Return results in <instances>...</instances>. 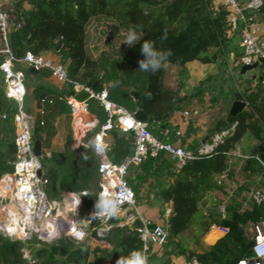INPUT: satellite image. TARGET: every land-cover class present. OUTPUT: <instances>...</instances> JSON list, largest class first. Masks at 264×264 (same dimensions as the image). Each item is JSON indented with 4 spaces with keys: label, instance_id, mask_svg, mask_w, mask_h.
<instances>
[{
    "label": "trees",
    "instance_id": "obj_1",
    "mask_svg": "<svg viewBox=\"0 0 264 264\" xmlns=\"http://www.w3.org/2000/svg\"><path fill=\"white\" fill-rule=\"evenodd\" d=\"M170 1L20 0L15 10L23 28L10 34V47L18 59H22L29 51L39 56L60 49L63 60L69 61L68 74L72 81L96 92L107 88L113 102L127 110V105L133 107L131 113H135L140 105L149 117L163 119L173 115L184 102L181 90L188 78L187 64L199 61L206 65L218 63L221 67H227L230 51L238 50V47H233L234 38L229 35V13L222 7L216 9L214 0H175L168 4ZM25 3L31 6L30 10L24 8ZM98 17L112 19L118 23L119 28L140 35V39L125 50L121 59H114L109 53L102 54L97 60L89 55L87 29L94 18ZM234 37L238 38V33ZM146 40L154 42L156 51L163 53L171 50L172 53L167 57V62L161 60V64L166 65L154 73L150 71L151 65L149 71L139 69V62L146 60L141 52V46ZM2 60L0 56V63ZM169 68L179 70L181 84L175 89L165 85ZM238 69L241 70V67L236 63L234 70ZM32 77L42 81L47 75L40 71ZM246 83L247 87L239 91L245 97L248 108L237 115L235 121L238 126L234 135L218 148L214 156L187 163L173 176L175 182L169 188H162L163 199L172 204L167 244L172 246L175 255H185L191 261L196 259L199 264H239L251 260L257 235L255 226L264 223V205L251 202L252 191L264 183L263 168L254 158L257 155L256 147L264 143V83L260 82L256 90L252 88L251 79ZM3 87L4 79L0 73V180L13 172L12 164L17 156V104L6 98ZM27 89L28 95L32 94L29 85ZM207 90L204 81L194 95L204 97ZM132 91L139 94L137 101ZM33 93L37 100L57 95L43 83L36 86ZM94 104L100 112L93 110L91 114L96 117L99 115L101 123H104V110L97 102ZM154 124H149L151 132ZM156 124L157 127H166L167 122ZM119 133L113 132L118 141V150L129 153L134 146V135L129 134L126 140L119 139ZM164 138V142H167ZM34 139L42 143L44 140L36 128ZM248 139L252 140L254 146L252 153L243 157L246 154L241 153L246 152L245 142ZM118 150L115 153L112 151L109 156L113 159L119 157ZM83 151L85 153L74 164L76 181L66 192L95 190L94 195L84 197L92 214L100 190L98 161L93 157L91 149ZM70 153L75 156V152L70 150L65 153L55 152L50 158L45 157L43 169L48 166L49 169L65 168ZM163 154L160 153L156 158L150 157L138 166L135 180L142 184L152 176L161 177L164 168L169 166ZM226 174L231 182L239 180L238 176L242 180L230 189L233 184L228 181L219 184V179ZM93 179L96 180L92 184ZM133 190L137 195L138 190ZM209 191H216L223 197L203 209L204 197ZM222 200L227 203L225 218L221 213ZM97 224L93 222L92 227ZM214 227L223 228L226 233L216 229L209 239L213 242L221 238L214 245L204 244V238ZM185 236L198 249H193L191 245L185 246ZM104 240L112 249L97 246L92 250L89 241L76 246L68 245L62 239L51 249L39 251L45 256L42 264H117L118 259L129 257L133 251H142L139 234L129 227L112 230ZM22 251V241L0 235V264H27Z\"/></svg>",
    "mask_w": 264,
    "mask_h": 264
},
{
    "label": "built area",
    "instance_id": "obj_2",
    "mask_svg": "<svg viewBox=\"0 0 264 264\" xmlns=\"http://www.w3.org/2000/svg\"><path fill=\"white\" fill-rule=\"evenodd\" d=\"M12 2L13 0H0V41L3 44L0 48V56L3 57L0 63V73L4 79L6 98L17 104L15 115L17 156L12 164L13 172L0 180V208L8 206L12 213L8 221L0 222L1 236L15 241L21 240L22 237H27V240L35 238L37 241L47 243L44 239L56 236H42L44 226L50 221L52 226L61 233L75 230L71 236L65 237H72L78 242L87 240L88 235L104 240L112 230L119 227V225H114L113 220L120 217L123 208L128 207L132 212L128 217L125 214L129 223L132 224L137 220V215L134 213L137 196L128 181L131 167H138L150 157L156 158L160 153H164L177 162V168L180 171L191 161L214 156L218 148L236 132L238 123L235 121L232 126L214 133L210 138L211 142L201 144L196 150H190L180 142L178 144L169 141L162 142L150 132L148 123L136 120L135 113L113 102L107 88L96 92L90 87L72 81L64 64H55L45 55L36 56L29 51L22 59H18L10 47L9 38L12 32L23 28V23L19 20L14 23L5 10V6ZM219 7L229 13V35L238 33L240 36L239 45L243 49V55L239 58L238 65L242 68L245 65H253L264 58V24L258 19L264 7V0H220ZM57 53L60 54V49ZM23 63L29 64L39 72L49 70L55 80L71 85L76 94L86 92L90 96L86 102H81L74 96L61 98L66 100L71 111L74 150L78 152L91 149L93 157L98 161L100 190L96 199V209L87 223L82 221L80 216L77 218V214L80 213L83 198L88 195V192L72 193L78 199V203L75 204L77 207L76 210L70 209L67 213L68 218L64 220L59 214L64 204L61 205L56 200L48 198L45 193V188L50 182L45 172L44 178L39 177V171H44L42 162L46 156L44 153L41 157L35 154L34 130L36 125L34 118L26 109L27 76L24 70L18 69ZM91 100L97 102L104 110L106 121L100 123L95 119V124L85 123L83 126H76L75 117L79 113L91 114L89 111ZM47 101L48 99L41 100L42 103ZM185 115L190 116L188 112ZM75 127L85 131L84 137L79 141V146L75 145ZM114 131L134 135V154L121 164H116L109 156L110 147L107 139ZM164 135L167 134L164 133ZM176 135L180 137L182 133L177 132ZM88 140H90V146H88ZM254 158L259 161L264 173V159H261L259 154ZM69 194L71 193L65 195L64 202ZM251 202L264 205V185L252 191ZM226 206L221 208L223 218L226 217ZM93 222H97V226L92 227ZM218 229L223 234L226 233L225 229ZM135 230L143 244L142 252L148 258L153 246L163 247L168 242L169 214L166 215L163 224L156 226L154 232H150L146 227ZM255 230L257 235L253 247L254 257L239 264H264V223L256 225ZM193 264H199V262L194 259Z\"/></svg>",
    "mask_w": 264,
    "mask_h": 264
},
{
    "label": "crops",
    "instance_id": "obj_3",
    "mask_svg": "<svg viewBox=\"0 0 264 264\" xmlns=\"http://www.w3.org/2000/svg\"><path fill=\"white\" fill-rule=\"evenodd\" d=\"M19 1L20 0H13V2L10 5L5 6V10L8 12L10 19L14 23H16L17 20H19L15 10V5ZM219 3L220 0H214V5L216 9L219 8ZM24 8L26 10H30L31 6L28 3H25ZM258 19L264 24V12L259 14ZM97 28L98 25H96L95 31L93 32L94 36L93 39H91V41L93 42L94 39L98 40L99 37H102V35L100 34ZM100 29L101 28H99V30ZM109 35L110 34L104 32L102 37L103 41L110 39L111 37H109ZM235 35H232L231 37L234 38L233 47L234 48L238 47V50L236 52L233 49L230 51L228 58V66L223 69L224 72L226 71V74L227 71H229L231 75H233V71L236 72L234 68L239 58L242 56V52L240 50V45H239L240 36L236 38L234 37ZM2 47L3 44L0 41V48ZM90 48H94V46H91ZM87 49L89 53L88 29H87ZM101 52L102 50H99V55L98 56L95 55L93 58L96 60L99 59L100 56L104 53ZM109 54L112 53L109 52ZM44 55L55 64H64L67 69L69 68V61L68 60L64 61L62 55L57 53V50L48 52ZM237 55L239 57H236ZM262 67L264 66H261L260 69L244 76L241 75V73H239L238 75L240 77L242 76L243 78H245L246 81H244L245 79L243 78L242 79L238 78V80H236V88L238 91H234V93L235 94L238 92L240 93L239 90H241L242 88L245 89L247 87L246 82L248 79H251L253 81L252 83L253 90L257 89L258 84L260 82L264 83V70H262L263 69ZM18 69L24 70L22 67H18ZM186 69L188 72L187 75L188 78L186 79L185 87L181 90V95L184 98V102L173 115L168 116V118L165 121H163V122H167V124H165L166 127L159 126L158 130L155 128V132L157 131L158 134H161L163 138L166 137V139L168 141H171L172 143L178 144L180 142L183 146L187 147L188 149L196 150L197 148H199L201 144L207 142L208 138H211V136L215 133V130L217 128H221L223 124H226L229 112L235 102V94L233 99L230 101L229 107L225 106V104L227 103L226 98L222 97L220 99L218 94L214 97L213 94L214 92L210 93L209 92L210 90L206 91L204 97L201 98L196 97L194 95L195 91L200 87L201 83H203L206 80V77L208 75L211 76L219 75L218 72L220 69V64L216 63V64L206 65L199 61H194L192 63L187 64ZM178 71L179 70H177L176 68L168 69V72L166 73L165 76V85L168 88L175 89L181 84L180 75ZM41 72L47 75V77H45V79L42 81L36 80V78L32 77L33 74L29 73L32 79L31 80L32 83L29 85L32 94L27 95L26 109L27 112L30 113L34 118L35 125L38 121L39 124L44 123L43 125H40L41 127L45 128V132L42 133V137L44 139L42 143L43 153L45 154V156L51 157V155L55 152L65 153L70 150H72L73 152H77L73 148V133H72L73 125H72L71 111L66 103V100H64L65 97H72L73 96L72 93L75 91L73 90V88L71 89L69 85L55 80L50 75L49 70H43ZM170 72L172 74L178 73L179 76L177 75L175 77L172 76V81H168V79L170 78ZM227 77L229 78V76H226V78ZM254 77L256 78L254 79ZM217 79L218 78H215L214 80L217 81ZM175 82L178 85L174 84ZM40 83H43L47 89H50L57 93L56 96H48V101L46 103H42L41 100H37L33 93L35 87L38 86ZM3 89L5 91L4 87ZM63 97L64 99H61ZM186 112H188L190 116H186L185 115ZM87 115L90 116L91 119H93V122L91 123H94L95 119L101 123L98 117L94 116L93 114H91L93 117L90 114ZM91 123L89 122L88 124ZM166 128H170V129L166 130ZM69 130H72L70 137L67 136ZM152 130H154L153 127ZM75 132H76V142H78L83 137L84 131L82 130L76 131L75 128ZM177 132H181L182 135L180 137H177L176 135ZM164 133L167 135L165 136ZM127 136H129V134H124L121 132L118 135L119 139H123V138L127 139L128 138ZM70 138H72L71 143H70ZM107 142L110 147L109 154L112 153V151L113 153H115L116 149L118 150L119 145H118V141L115 140L113 133L108 137ZM245 145L247 150L252 149L254 146L251 139H248L245 142ZM134 150H135L134 146L132 147L129 153L119 149L117 152V154H119V157H115L114 159L110 157V159L116 164H121L124 160H126L127 158L131 157L134 154ZM241 154H246L243 155V157L248 156L246 152L245 153L242 152ZM163 159L165 160V162L169 164V166L164 168L163 175L161 177L152 176L149 179H146L142 184H140L137 180H135V186L137 187L138 193L136 195L137 203H136V211H134V213L137 215V219H142L143 217H145L146 219L144 221L145 225L155 224L156 226H158L160 224H163L166 220V215L169 214V219H170L172 213V204L166 202L163 199L161 193H162V188L163 189L169 188L175 182V178L173 176L177 172H179V170L177 168V162L173 160L171 156L167 154H163ZM221 181L224 182L228 181L229 183L233 184L231 186L234 187L236 186L235 184H237V181L231 182L228 179L227 174L219 179V184L221 183ZM263 185L264 183L262 185L260 184L259 186H263ZM214 192L216 191L207 192L205 194L204 200L209 197H212L213 194L216 193L219 194L218 192L216 193ZM67 193L68 192L66 191L64 192V198ZM228 199L229 200L231 199L230 194L228 195ZM224 205H227V203L224 202L222 206ZM130 212L131 210L128 209L125 213H122L120 217H118L119 220H115V221L113 220L114 225H119V227L124 226V227H129L130 229H134L132 227V224L136 220L132 224L129 223L127 220L128 215L132 214V213L129 214ZM125 214L127 215V217H125L126 216ZM82 221L87 223L89 219L85 218ZM215 228L217 227H214V229ZM212 235H213V231L211 229V232L204 238L203 243L206 245H214L221 238L219 237L215 241L209 242V238ZM183 244L185 246L187 245H191V247L193 246L191 240L186 238V236L183 238ZM172 249H173L172 246L168 244L163 247L153 246L148 254V264H193V260L192 261L189 260L188 257L185 255H175Z\"/></svg>",
    "mask_w": 264,
    "mask_h": 264
},
{
    "label": "rangeland",
    "instance_id": "obj_4",
    "mask_svg": "<svg viewBox=\"0 0 264 264\" xmlns=\"http://www.w3.org/2000/svg\"><path fill=\"white\" fill-rule=\"evenodd\" d=\"M94 20L95 21L90 23V26L88 28L89 53H90V56H92V57H94L95 55L98 56L99 50H102L101 53L104 52L107 54V53L111 52L112 57L114 59L119 60L123 57L125 50L127 48H129L135 41H138L140 39V35L135 34L138 37V39L133 41L131 44H129L125 41H126V38L130 32H128L125 29L119 28L118 23H116L114 20L109 19V18H105V17L94 18ZM96 25H98L97 29L100 32V34L102 35V37H103V34L105 32L107 34H110L111 36L109 35V37H111V38L103 41V38L99 37L98 40L94 39V42L91 41V39H93V36H94L93 32L95 31ZM99 28H101V29L99 30ZM91 46H94V48H90ZM240 50H241L242 55H243V49L240 48ZM223 61H225V60H223ZM224 68H225L224 66L223 67L220 66V69L218 72L219 75L218 76L217 75H214V76L208 75L206 77L205 81H206V86H207L206 88H208V90H210L209 92L210 93L214 92L213 93L214 97L218 94L220 99L222 97L226 98L227 103L225 104V106L229 107L230 101L233 99L234 94H235L234 91H238L236 88V80H238V78L242 79L243 77L242 76L240 77L238 75L240 73L239 69L236 72L233 71V75H231L229 73V71H227V74H226V71L225 72L223 71ZM262 68H263L262 70H264V67H262ZM25 73L27 76V85H30L32 83V81H31L32 79L30 77V74L28 71H25ZM50 75H51V73H50ZM176 75L179 76L178 73L172 74L170 72V78L168 79V81H172V76L175 77ZM226 76H229V78L227 77L228 78L227 79ZM215 78H218L217 81L214 80ZM243 79H245V78H243ZM129 81L131 82V78ZM244 81H246V79ZM174 84L178 85L176 82ZM69 87L72 89L71 85H69ZM219 93H220V95H219ZM94 103H95V101H93V100H91L89 102V111L91 112V111L95 110L96 112L98 111V113H99L100 111L97 110L96 105ZM127 106L129 107L128 110L132 111L131 109H133V107L129 106V105H127ZM99 117L100 116L98 115V119L101 121V119ZM36 125H37L36 126V132L38 134H42L43 132H45V128L40 127L39 121L36 123ZM153 126H155V127H153ZM153 126L152 127L154 128V130H152V127H151L152 132L151 131L150 132L153 135H155V137L158 138V140L164 142L165 138H163V136H161V134H158L157 131L155 132V128L158 130V127H157L158 125L155 123ZM76 131H77V128H76ZM71 132H72V130H69L67 136L70 137ZM87 142H88V146H90V140H88ZM84 153H85L84 151L75 152V156L73 153H70L69 157L67 159V166L63 169L62 168L49 169L48 168L49 166L44 169V172L47 175L48 180L50 182L49 185L45 188V193L48 196V198H50L52 200H56L61 205L64 204V192L69 190L70 187H72L74 185V182L76 181L75 174H74V164L77 163L76 160L80 156H82ZM246 153L248 155H250L252 153V149H248V150L246 149ZM46 157H48V156H46ZM49 158H50V156H49ZM137 168L138 167H131L129 170V173H128L130 186L132 188H134L135 190L137 189V187L135 186V174H136ZM237 179H239V180H237L238 181L237 183L239 184L241 182L242 178H239V176H238ZM95 180L96 179H93L91 183L93 184V182ZM231 188H233V186H230V189ZM86 192H88V194L94 195L95 190L92 189V190H90V191L88 190ZM71 193H77V192H71ZM214 193H216V192H214ZM221 197H223V196L222 195L220 196V194L218 195L216 193V194H213L212 197L205 199L203 202V205H204L203 209L204 208L206 209L207 206L211 205L212 203H215ZM223 202L224 201L222 200V205L224 204ZM125 210H127V209H125ZM91 216H92L91 210L89 209L88 204H86L84 202V198H83V203H82V207H81V211H80V218H81V220H83L85 218L91 219ZM115 220H119V219L117 218ZM118 228H122V227H118ZM216 229H218V228H216ZM216 229H212V231H214ZM218 230H220V229H218ZM253 233H254V230H253ZM88 236H89V238H87V239H89V240H85V241H89V244H90L92 250L94 248H96L97 246L112 249V247L109 246L108 242H106L105 240H102L101 238H98V237H91V235H88ZM62 239L68 245L74 244L76 246H80V243L85 242V241L84 242H78L72 237H64ZM62 239H59L58 241L51 242V243L39 242L35 238L24 240V241L21 240L22 244H23V251L22 252H23L24 258L28 262L27 264H42L45 261V256L41 255L39 253V251L51 249V247L54 244H57ZM209 242H211L210 239H209ZM192 248L198 249V247L194 244H193ZM49 264H57V263H49Z\"/></svg>",
    "mask_w": 264,
    "mask_h": 264
},
{
    "label": "water",
    "instance_id": "obj_5",
    "mask_svg": "<svg viewBox=\"0 0 264 264\" xmlns=\"http://www.w3.org/2000/svg\"><path fill=\"white\" fill-rule=\"evenodd\" d=\"M175 0H171L170 2H168V4L173 3ZM261 66H264V58L260 59L259 62L253 64V65H245L241 68L240 73L241 75H247L251 72H254L258 69L261 68ZM22 68L25 71H28L30 74L33 75H38L39 71H37L35 68L31 67L29 64L27 63H23L22 64ZM256 77H254L255 79ZM263 79V78H261ZM134 97L135 100L137 101L139 99V94L137 92L132 91L131 93ZM72 95L79 101L81 102H86L89 100V94L86 92H82L80 94H76L75 92L72 93ZM247 109V103H246V99L245 97L241 94V93H236L235 94V102L229 112L226 124H223L221 128H217L215 130L216 132H220L221 130L226 129L228 126H232L235 122V119L237 117V115H239L240 113H242L243 111H245ZM135 118L136 120L143 122V123H148V124H153V123H161L163 121H165L168 116H166L165 118L161 119V118H154V117H149L144 110L142 109V106H138L137 111L135 112ZM208 142H211L210 138L207 139ZM255 153L260 155L261 159H264V143L259 144L256 149H255ZM35 154L38 157H41L43 154V144L41 141H36L35 140ZM39 177L44 178V171L41 170L39 171ZM132 212H130L129 214H131ZM80 216V213L77 214V218ZM145 217H143L142 219H137L133 224L132 227L134 229H144L145 227L150 231V232H154V230L156 229V225L155 224H148L145 225ZM122 227V226H121ZM124 227V226H123ZM72 233L70 231H66L64 233L58 234L53 238H48V239H44L45 242H52L54 240L57 239H62L65 236H71ZM21 240H27V237H22ZM19 240V241H21Z\"/></svg>",
    "mask_w": 264,
    "mask_h": 264
},
{
    "label": "clouds",
    "instance_id": "obj_6",
    "mask_svg": "<svg viewBox=\"0 0 264 264\" xmlns=\"http://www.w3.org/2000/svg\"><path fill=\"white\" fill-rule=\"evenodd\" d=\"M138 37L135 33H129L126 38L127 43L131 44L133 41L137 40ZM154 42L146 40L141 46V52L146 56V60H142L139 62V69L142 71H149V66L151 65V72L158 71L165 64H161V60H165L167 62V57L171 56V50L167 52H158L153 47ZM117 264H148V258L142 251H134L127 258H120L117 261Z\"/></svg>",
    "mask_w": 264,
    "mask_h": 264
},
{
    "label": "bare ground",
    "instance_id": "obj_7",
    "mask_svg": "<svg viewBox=\"0 0 264 264\" xmlns=\"http://www.w3.org/2000/svg\"><path fill=\"white\" fill-rule=\"evenodd\" d=\"M91 115V114H90ZM92 116V115H91ZM93 117V116H92ZM75 122H76V126H83V124H88L89 122H93V119H91L90 116H88L86 113H79L76 117H75ZM96 122H94L95 124ZM77 130H81L79 129L78 127H76ZM75 135H76V132H75ZM84 135H85V131H84ZM83 135V137H84ZM82 137V138H83ZM80 141V140H79ZM79 141L78 142H75V145L76 146H79ZM1 189V187H0ZM78 203V199L76 196H74L72 193L67 195V199L66 201L64 202V205H63V209L60 210V216L63 218V220L65 218H68V212L69 210H76V205ZM125 209H129L128 207H125ZM124 208L122 209V213H125L127 210H125ZM10 216H12V213L10 212V207L8 206H5L3 208H0V222L2 221H8L10 219ZM67 221V220H66ZM43 234L42 236L43 237H53L61 232H59L56 228H54L51 224L50 221H48L46 223V225L44 226L43 228ZM71 233H75V230L71 231Z\"/></svg>",
    "mask_w": 264,
    "mask_h": 264
}]
</instances>
